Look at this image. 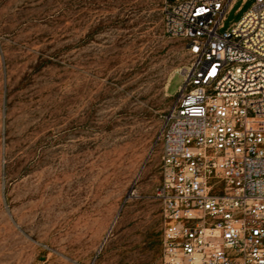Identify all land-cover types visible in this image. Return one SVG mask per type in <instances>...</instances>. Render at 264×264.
Segmentation results:
<instances>
[{
  "label": "rangeland",
  "instance_id": "obj_1",
  "mask_svg": "<svg viewBox=\"0 0 264 264\" xmlns=\"http://www.w3.org/2000/svg\"><path fill=\"white\" fill-rule=\"evenodd\" d=\"M164 8L0 0V264H161L159 136L190 63Z\"/></svg>",
  "mask_w": 264,
  "mask_h": 264
},
{
  "label": "built area",
  "instance_id": "obj_2",
  "mask_svg": "<svg viewBox=\"0 0 264 264\" xmlns=\"http://www.w3.org/2000/svg\"><path fill=\"white\" fill-rule=\"evenodd\" d=\"M236 1L164 0L190 63L159 136L161 264H264V0L226 28Z\"/></svg>",
  "mask_w": 264,
  "mask_h": 264
}]
</instances>
